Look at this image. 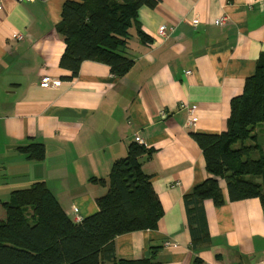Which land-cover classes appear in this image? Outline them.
<instances>
[{
	"label": "crops",
	"instance_id": "0c3cea01",
	"mask_svg": "<svg viewBox=\"0 0 264 264\" xmlns=\"http://www.w3.org/2000/svg\"><path fill=\"white\" fill-rule=\"evenodd\" d=\"M72 1L0 0V202L44 182L74 222L76 216L85 220L99 212L96 200L108 191L115 161L140 138L153 151L142 158V170L163 216L156 230L117 237L116 259L142 260L152 251L153 264H194L198 258L204 264H264L259 199L230 202L221 180L225 203L202 204L206 232L191 226L185 203L210 177L191 134L227 130L232 101L264 55V0H159L139 10V26L153 42H141L132 29L125 56L134 66L124 78L86 61L78 77L67 80L57 26ZM163 26L174 29L165 41L157 36ZM44 77L60 85L42 88ZM181 106L196 108L191 121ZM31 142L45 146L44 160L20 151ZM194 233L208 241L195 246Z\"/></svg>",
	"mask_w": 264,
	"mask_h": 264
},
{
	"label": "trees",
	"instance_id": "16d2710c",
	"mask_svg": "<svg viewBox=\"0 0 264 264\" xmlns=\"http://www.w3.org/2000/svg\"><path fill=\"white\" fill-rule=\"evenodd\" d=\"M159 0H77L65 3L57 32L64 39L60 67L78 77L86 61L103 63L117 78H124L134 61L125 56L136 28L141 42L152 38L139 26L142 7L155 8ZM264 125V55L244 92L233 99L227 130L220 135L192 133L203 151L209 178L185 198L191 226L206 232L202 209L205 200L216 206L225 203L220 181L227 186L230 202L259 199L264 208V151L252 132ZM29 160L42 161L45 146L31 142L19 148ZM133 142L127 155L112 166L107 193L98 198L99 212L76 223L60 206L44 182L15 191L9 202H0V264H153L151 251L142 260L116 259L117 237L137 231L156 230L162 206L142 170V158L152 154ZM258 153L259 157L255 156ZM260 178L261 181H255ZM106 186L105 180H94ZM194 231V230H193ZM200 235V234H199ZM193 234L194 245L208 239ZM194 264H204L196 259Z\"/></svg>",
	"mask_w": 264,
	"mask_h": 264
},
{
	"label": "built area",
	"instance_id": "2783aa9c",
	"mask_svg": "<svg viewBox=\"0 0 264 264\" xmlns=\"http://www.w3.org/2000/svg\"><path fill=\"white\" fill-rule=\"evenodd\" d=\"M16 1L18 3H20V4H26V3L33 2L35 0H16ZM1 10H2V5L0 4V11ZM224 21H225L224 19L220 20L218 25H223L225 23ZM192 25L194 27L198 26L199 25V20L198 19L193 20L192 21ZM173 31H174L173 28H166V27L163 26V27L159 28L157 36H158L159 39L165 41V40H168L170 38V36L173 33ZM16 39L18 41H22L24 38H23L22 35L17 34L16 35ZM191 73H192L191 71L187 72V75H190ZM59 85H60V81L58 79H53V78H50V77H44L42 79V81H41V84H40V86L42 88H45V89L57 88ZM181 109H184V110L187 111V113L189 114V121H191L192 114L194 113L196 108L195 107L181 106ZM136 141H137L138 144L143 145V141L140 138H137ZM75 222L76 223L82 222V218L80 216H76Z\"/></svg>",
	"mask_w": 264,
	"mask_h": 264
},
{
	"label": "rangeland",
	"instance_id": "374dc122",
	"mask_svg": "<svg viewBox=\"0 0 264 264\" xmlns=\"http://www.w3.org/2000/svg\"><path fill=\"white\" fill-rule=\"evenodd\" d=\"M252 137L255 138L254 141L249 140L247 145H258L262 151H264V125H258L256 129L252 132ZM255 156L259 157V154L256 153ZM255 181H261L260 178H254ZM264 198V192H263Z\"/></svg>",
	"mask_w": 264,
	"mask_h": 264
}]
</instances>
